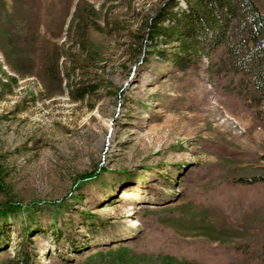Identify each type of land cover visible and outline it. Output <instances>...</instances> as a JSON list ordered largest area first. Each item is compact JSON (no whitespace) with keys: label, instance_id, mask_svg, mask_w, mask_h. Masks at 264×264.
I'll return each mask as SVG.
<instances>
[{"label":"rangeland","instance_id":"1","mask_svg":"<svg viewBox=\"0 0 264 264\" xmlns=\"http://www.w3.org/2000/svg\"><path fill=\"white\" fill-rule=\"evenodd\" d=\"M80 1L0 0L41 49L65 52L62 69L77 66L50 84L0 49V207L31 208L0 220V262L95 264L82 259L125 246L127 264H234V244L264 229V182L225 180L222 166L264 170V102L244 73L219 70L221 48L183 69L175 44L139 46L132 32L165 0H84L101 26L84 37ZM2 70L18 82L2 88Z\"/></svg>","mask_w":264,"mask_h":264},{"label":"trees","instance_id":"2","mask_svg":"<svg viewBox=\"0 0 264 264\" xmlns=\"http://www.w3.org/2000/svg\"><path fill=\"white\" fill-rule=\"evenodd\" d=\"M94 9L84 0L76 6L73 19H78L83 37L90 27L101 30V26L91 19ZM132 34L139 38V46L142 43H150L152 48L159 43L175 44L177 50L172 52L170 59L183 69L204 58L212 61V54L221 48V55L217 57L219 70L244 73L249 87L257 94L255 98L264 102V13L255 0H165L152 16H146L142 31H133ZM40 44L28 22L15 21L5 10L0 12V49L10 67L29 72L34 71V66L39 63L46 83H61L62 74H70L77 66L62 69L60 59L65 56V52L57 48L45 51ZM155 51L163 55V50ZM3 73L6 79L1 80L2 88L7 86L8 81L18 82L16 76L5 71ZM83 88L77 92L82 94ZM222 169V178L225 180L244 184L264 182V170L260 166L225 165ZM100 173L95 170L84 174L80 184ZM30 209V206L19 202L5 201L0 207V220ZM262 213L264 218V209ZM87 214L92 220L97 216L91 212ZM26 232L30 234L31 227H26ZM4 234L0 227V241ZM128 253L129 248L120 246L114 251L97 252L82 260L95 264H127L131 261ZM231 253L234 264L254 261L264 264V229L234 244ZM24 255L23 264H29L28 254L24 252ZM170 259L172 263L184 264L174 257Z\"/></svg>","mask_w":264,"mask_h":264}]
</instances>
